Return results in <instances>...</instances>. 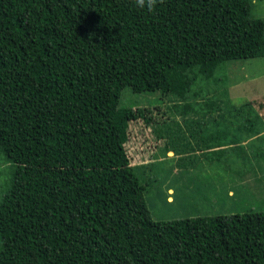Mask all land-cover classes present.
<instances>
[{
	"label": "trees",
	"instance_id": "1",
	"mask_svg": "<svg viewBox=\"0 0 264 264\" xmlns=\"http://www.w3.org/2000/svg\"><path fill=\"white\" fill-rule=\"evenodd\" d=\"M254 8L0 0V169L11 165L0 171V264H264V117L246 101L238 123L215 75L226 61L264 56ZM126 93H158L170 111L128 106ZM138 123L162 140L165 202L179 191L196 213L213 199L212 213L152 216L149 164L128 150ZM206 159L217 173L192 186L187 165ZM242 187L252 189L248 209L215 206Z\"/></svg>",
	"mask_w": 264,
	"mask_h": 264
},
{
	"label": "rangeland",
	"instance_id": "2",
	"mask_svg": "<svg viewBox=\"0 0 264 264\" xmlns=\"http://www.w3.org/2000/svg\"><path fill=\"white\" fill-rule=\"evenodd\" d=\"M255 8L253 10V13L256 16H260L264 18V0H254ZM217 74L222 77V79H219V84L217 85L218 88H225L228 90L229 97H225V100H228V104H231L230 111L236 118V121L238 123H241L243 119L239 120L242 116L245 115V111L242 110L243 108H246V101H250L255 105V110L257 112H260V115L264 117V56L260 57H254V58H247V59H233L226 61L220 69H217ZM222 81V82H221ZM167 99L160 98L158 93L149 94V93H126L123 98H121L122 103L132 106V107H143V106H153L156 105L159 112L161 114L168 113L169 108L167 105ZM249 103V102H248ZM242 106L241 116L238 115V109ZM253 106V105H252ZM154 113H157L156 111ZM239 120V121H238ZM236 122V123H237ZM130 139L128 142V150L130 152V157L133 163H146L149 164L147 168L145 169L146 177L148 180V187L147 191L145 192V199L147 202V205L152 213V216L155 219H171L176 217H182L185 216V211L189 210L188 208L191 207L193 209L192 213L195 214L194 211V205L195 201H193L192 198H190L188 201L185 200V196L181 199L179 198V195L181 192L177 191L179 193L175 197V201L173 203H166L164 198V191L163 186L165 183H167L171 178L165 177V172L167 170V167L169 165V161H167V158L165 156H162L161 154V139L156 140L154 137V134L152 130H149V128L144 125L143 123H138L136 126L132 128V132L129 135ZM250 138L244 137L243 142L248 141ZM160 142V143H159ZM168 157H173L175 159V156L173 155V152L170 151L167 153ZM172 161V160H171ZM173 163V162H171ZM167 166V167H166ZM173 169L175 171L181 170V168H177L176 166L172 165ZM11 165L8 167H3L0 169L1 172H9L11 173ZM187 168H189L188 173H191L192 175V186H194V182H197L199 180H202L201 176H205L208 173L216 174L215 171L218 169L217 167H214L210 165L209 160H205L202 162H198L196 164L187 165ZM174 171L175 177L178 178V175ZM185 173V172H184ZM187 173H185L186 175ZM178 182L183 183V180H187L181 175L179 176ZM219 178L218 176L214 177V180ZM4 178L2 177L0 179V189L1 184ZM227 181V179H225ZM224 180V181H225ZM175 181V180H172ZM225 181V182H226ZM181 186V185H179ZM190 187V186H189ZM219 187V185H218ZM183 189V187H180V189ZM238 189V188H236ZM238 190H243V193H239L236 196L237 200H231L229 197H226L225 199H220L218 197L217 203L215 206H221V202L223 203L222 207L223 210H229L228 207H235L237 209H248L249 206H252L253 201H250L248 205H246L247 201H249L252 197V189L251 188H241ZM171 192L172 190H168ZM1 192V191H0ZM220 194H224V189L219 190ZM231 192H229L230 194ZM209 196V195H208ZM214 200L210 201L209 199L202 202V208L197 209L198 212H203L201 214H209L212 213L210 206L214 204ZM245 203V206H244ZM254 205L256 206V203L254 202ZM244 206V207H243ZM191 211V210H189ZM197 212V213H198ZM196 213V214H197Z\"/></svg>",
	"mask_w": 264,
	"mask_h": 264
},
{
	"label": "clouds",
	"instance_id": "3",
	"mask_svg": "<svg viewBox=\"0 0 264 264\" xmlns=\"http://www.w3.org/2000/svg\"><path fill=\"white\" fill-rule=\"evenodd\" d=\"M133 4L139 9L151 12L155 9L157 0H133ZM233 192L232 190L230 195H233Z\"/></svg>",
	"mask_w": 264,
	"mask_h": 264
},
{
	"label": "crops",
	"instance_id": "4",
	"mask_svg": "<svg viewBox=\"0 0 264 264\" xmlns=\"http://www.w3.org/2000/svg\"><path fill=\"white\" fill-rule=\"evenodd\" d=\"M263 112H264V109H263ZM258 113L260 114V112H258ZM231 191H232V189L229 190V192H231Z\"/></svg>",
	"mask_w": 264,
	"mask_h": 264
}]
</instances>
